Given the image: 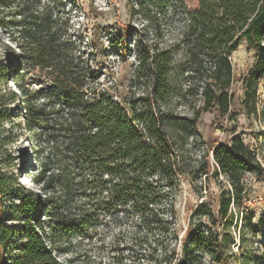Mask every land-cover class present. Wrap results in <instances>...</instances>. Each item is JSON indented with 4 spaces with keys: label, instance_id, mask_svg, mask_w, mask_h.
<instances>
[{
    "label": "trees",
    "instance_id": "obj_1",
    "mask_svg": "<svg viewBox=\"0 0 264 264\" xmlns=\"http://www.w3.org/2000/svg\"><path fill=\"white\" fill-rule=\"evenodd\" d=\"M136 5L180 13V43L192 77L200 81V111L217 106L220 113L227 112L230 54L245 40L258 53L244 91L245 101L251 99L257 80L264 76V0H136ZM63 6V0H21L17 5V57L52 85L51 94L38 106L35 96L23 99L20 93L17 105L29 152L35 153V141L40 147L45 143L44 163L35 181L59 189L64 205L59 209L67 211L72 203L81 213L74 222L57 212L49 219L46 234L36 225L45 204H38L17 176L0 165V264H63L53 254V234L87 227L100 216L116 225L128 222L135 239L151 236L154 243L177 239L174 191L183 176L196 179L207 174L209 151L231 190L220 193L218 216L208 206H197L192 217L200 220L188 232L180 256L171 249L166 264L222 262L214 227L226 221L231 203L239 202L244 176L262 175L255 152L235 135L229 142L210 143L204 161L186 164V146L190 139L196 142L200 111L186 117L165 108L171 99L173 51L140 52L139 67L153 80L151 93L120 99L101 90L75 54Z\"/></svg>",
    "mask_w": 264,
    "mask_h": 264
},
{
    "label": "rangeland",
    "instance_id": "obj_2",
    "mask_svg": "<svg viewBox=\"0 0 264 264\" xmlns=\"http://www.w3.org/2000/svg\"><path fill=\"white\" fill-rule=\"evenodd\" d=\"M20 1L0 0V165L17 176L19 184L39 200L38 204H45L43 213H37L36 225L47 234L48 221L57 212H63L66 220L77 222L81 210L70 203L66 206L69 209L62 211L58 208L59 204L64 206L59 189L45 188L42 182L35 181L44 163L41 150L45 143L40 147L35 141V153L27 150L29 136L22 125L17 94L23 99L35 96L34 104L38 106L46 94H51L52 85L17 57ZM63 2L74 52L80 55L84 68L92 73L101 90L107 89L120 99L150 94L153 80L149 71L139 67L138 54L171 49L174 57L168 78L171 99L165 108L186 117L201 110L200 81L192 77V65L180 43L182 25L178 11L140 7L136 0ZM257 58L258 53L245 40L230 54L232 82L228 110L222 114L214 106L200 111L196 142L190 139L186 146L185 162L193 166L204 161L210 143L229 142L238 135L263 167L259 177L244 176L239 202L231 203L226 221L223 219L222 225L214 227L219 232L222 262L206 259V264H264V76L257 80L251 99L247 102L244 97L246 80ZM222 190L231 187L226 176L218 172L209 151L207 174L196 179L183 176L174 191L177 239L166 243H154L151 236L146 241L135 239L128 222L116 225L100 216L87 227L79 225L66 233L56 231L50 240L53 254L63 264H166V254L171 249L180 256L188 232L200 220L199 216L192 217L198 205L210 207L218 216Z\"/></svg>",
    "mask_w": 264,
    "mask_h": 264
},
{
    "label": "bare ground",
    "instance_id": "obj_3",
    "mask_svg": "<svg viewBox=\"0 0 264 264\" xmlns=\"http://www.w3.org/2000/svg\"><path fill=\"white\" fill-rule=\"evenodd\" d=\"M28 148H29V144H28V142H27V150H28Z\"/></svg>",
    "mask_w": 264,
    "mask_h": 264
}]
</instances>
